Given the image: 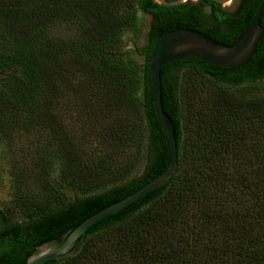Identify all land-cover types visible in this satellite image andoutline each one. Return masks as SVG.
<instances>
[{
	"label": "trees",
	"instance_id": "trees-1",
	"mask_svg": "<svg viewBox=\"0 0 264 264\" xmlns=\"http://www.w3.org/2000/svg\"><path fill=\"white\" fill-rule=\"evenodd\" d=\"M261 2L242 31L220 32L201 27L188 5L154 0H0V141L15 186L0 208V264H25L166 168L150 76L155 41L185 27L233 45ZM139 10L153 17L143 65L125 49L127 33L141 34ZM194 75L214 89L204 94ZM161 80L177 172L92 226L74 254L45 264H264V32L239 67L177 61Z\"/></svg>",
	"mask_w": 264,
	"mask_h": 264
},
{
	"label": "water",
	"instance_id": "water-1",
	"mask_svg": "<svg viewBox=\"0 0 264 264\" xmlns=\"http://www.w3.org/2000/svg\"><path fill=\"white\" fill-rule=\"evenodd\" d=\"M263 12L264 0L260 3L247 31L233 45L222 44L200 30L185 27L167 31L157 38L151 54L150 76L154 110L167 143L166 168L134 193L86 217L59 238L40 245L25 264H45L71 256L92 226L109 216L128 210L140 203L148 194L171 181L178 168V142L172 118L163 108L162 69L177 61L193 59L221 67L234 68L243 65L253 55L263 34L264 27L260 22ZM0 75L3 76L1 72Z\"/></svg>",
	"mask_w": 264,
	"mask_h": 264
},
{
	"label": "rangeland",
	"instance_id": "rangeland-1",
	"mask_svg": "<svg viewBox=\"0 0 264 264\" xmlns=\"http://www.w3.org/2000/svg\"><path fill=\"white\" fill-rule=\"evenodd\" d=\"M157 3L175 4L180 2L177 0L173 3H167L164 0H154ZM225 0H222L224 2ZM138 17L142 24V31L139 36H134L131 33H127L125 36L126 46L125 49L129 51L131 57L143 65L145 62V53L143 51L144 46L148 43L149 30L152 17L145 12L139 10ZM63 33V32H62ZM65 34V33H63ZM176 74L180 81L183 80L186 69L181 68L176 71ZM2 75H0V79ZM195 84L204 90V94H209L210 90H213L215 85L208 80L207 77L194 75L193 78ZM144 165L138 170L137 174L142 173ZM59 173V165L56 166V175ZM15 192V186L13 177L11 174V162L8 149L4 142L0 141V208H4L13 199ZM4 225L2 217H0V227Z\"/></svg>",
	"mask_w": 264,
	"mask_h": 264
},
{
	"label": "flooded vegetation",
	"instance_id": "flooded-vegetation-1",
	"mask_svg": "<svg viewBox=\"0 0 264 264\" xmlns=\"http://www.w3.org/2000/svg\"><path fill=\"white\" fill-rule=\"evenodd\" d=\"M257 1L259 0H225L224 2L222 0H180L175 4L188 5V8L196 9L201 14V27L228 32L232 29L237 31L244 29L248 12ZM146 14L152 17L151 14Z\"/></svg>",
	"mask_w": 264,
	"mask_h": 264
}]
</instances>
